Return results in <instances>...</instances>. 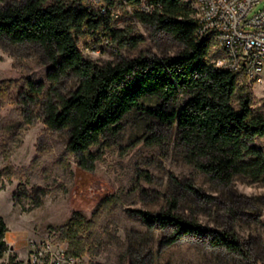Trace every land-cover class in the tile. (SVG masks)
I'll list each match as a JSON object with an SVG mask.
<instances>
[{
    "label": "rangeland",
    "instance_id": "1",
    "mask_svg": "<svg viewBox=\"0 0 264 264\" xmlns=\"http://www.w3.org/2000/svg\"><path fill=\"white\" fill-rule=\"evenodd\" d=\"M57 1L46 0L45 7ZM114 1L119 18L112 29L138 44L121 46L101 28L94 36L87 33L79 38L86 60L107 66L141 56L173 57L182 50L171 35L141 23L133 10ZM87 3L96 11L107 5L104 0ZM51 69L38 48L0 38V218L8 227L4 262L15 256L25 263L34 243L51 242L69 249L64 233L76 214L92 223L80 237L87 243L84 257L93 264H248L209 247L210 231L228 227L250 251L251 262L257 259V249L264 252V182L236 176L227 187L212 180L186 162L175 127L129 118L119 136L92 150L93 165L81 168L78 157L66 151L68 134L44 124L45 98L30 104L25 97L29 81L49 89ZM247 84L255 112L264 114V82ZM59 89L69 96L76 91L77 81L66 78ZM253 145L264 150V139H256ZM179 183L193 186L199 195L184 193ZM176 197L179 212L203 226L200 239L189 237L170 245L166 235L150 230L135 216L137 211H168ZM107 199L112 202L105 203Z\"/></svg>",
    "mask_w": 264,
    "mask_h": 264
},
{
    "label": "trees",
    "instance_id": "2",
    "mask_svg": "<svg viewBox=\"0 0 264 264\" xmlns=\"http://www.w3.org/2000/svg\"><path fill=\"white\" fill-rule=\"evenodd\" d=\"M70 1V6L59 0L46 8V0H0V38L38 48L52 66L47 75L49 89L29 81L25 97L30 104L45 98L44 124L68 134L66 151L78 157L81 168L93 165L96 156L92 150L108 138L119 136L124 122L135 117L175 127L186 162L212 180L227 187L236 176L264 182V150L253 145L256 139H264V114L253 108L247 77L215 68L212 60L221 53L214 50L210 37L198 39L197 10L191 2L155 0L162 9L145 16L137 11L140 0H126L134 17L171 35L182 50L173 57L141 56L99 66L83 57L81 36L95 35L104 27L121 46H136L138 42L114 31L107 20L97 22L84 0ZM66 78L77 81L76 91L69 96L59 89ZM149 102H155V106H149ZM177 186L184 193L199 195L189 184ZM179 207L176 197L168 211H137L135 216L150 230L166 235L170 245L184 238L200 239L203 226L198 219L179 212ZM91 227L81 214L69 221L64 234L72 254H86L87 243L80 236ZM210 232V248L234 256L238 263L264 262L261 249L251 262L250 251L244 250L234 228ZM7 233L8 227L0 218V264H24L15 256L8 263L3 261L8 251Z\"/></svg>",
    "mask_w": 264,
    "mask_h": 264
},
{
    "label": "built area",
    "instance_id": "3",
    "mask_svg": "<svg viewBox=\"0 0 264 264\" xmlns=\"http://www.w3.org/2000/svg\"><path fill=\"white\" fill-rule=\"evenodd\" d=\"M104 1L107 2V5L98 11L90 3L85 4L86 0H84V6L97 22L101 19L107 20L112 28V22L119 18V14L114 10L116 3L112 0ZM188 1L197 10L198 39L203 40L210 37L215 44L214 50L221 53L220 57L212 60L215 68L240 73L256 85L263 83L264 0ZM121 4L125 8L133 10L127 5L126 0H123ZM161 9L162 6L155 0H140L137 6V11L145 16L155 15ZM102 29L105 30L104 27ZM104 35L110 37L107 33ZM106 41L109 43L110 39L107 38ZM24 264L93 263L84 256L72 254L66 247L51 242H40L31 245Z\"/></svg>",
    "mask_w": 264,
    "mask_h": 264
}]
</instances>
